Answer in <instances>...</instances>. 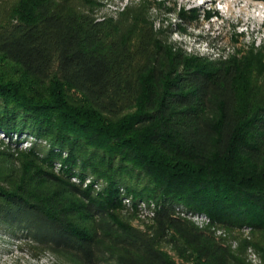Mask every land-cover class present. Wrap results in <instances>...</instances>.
<instances>
[{"label": "trees", "instance_id": "1", "mask_svg": "<svg viewBox=\"0 0 264 264\" xmlns=\"http://www.w3.org/2000/svg\"><path fill=\"white\" fill-rule=\"evenodd\" d=\"M73 2L0 0V129L46 142L0 150V224L80 264L264 254V54L190 57L154 32L147 0L117 22ZM90 175L106 187L71 181ZM124 196L146 205L141 225ZM244 225L254 240L237 250L213 228Z\"/></svg>", "mask_w": 264, "mask_h": 264}, {"label": "rangeland", "instance_id": "2", "mask_svg": "<svg viewBox=\"0 0 264 264\" xmlns=\"http://www.w3.org/2000/svg\"><path fill=\"white\" fill-rule=\"evenodd\" d=\"M144 1L96 0L87 5L85 2L72 0L75 7L77 3L82 11L103 22H117L129 8L140 6ZM147 1L150 4L146 17L154 32L174 50L213 62L227 61L234 56H242L249 50L261 51L264 54V3L259 2L261 5H258L252 0ZM33 143L43 145L46 142L26 132L5 133L0 129V150L9 154L17 156L20 150L30 149ZM42 153L41 156H45V153ZM67 156L68 153H63L64 158ZM63 166V162L58 160L53 164V171L58 173ZM91 177L87 176L82 181L75 176L71 177V181L83 188L94 187L95 192L106 187V181L99 178L94 180ZM124 197V214L134 216L132 222L141 225L147 220L140 207L142 204L135 205L132 202L126 206L128 199L127 196ZM188 218L200 227L210 223L208 216L203 213H190ZM213 228L219 236L226 238L234 250L239 248L241 240H254L252 228L247 225L239 231H229L219 226ZM21 233L12 232L7 226L0 224V264H80L68 255L50 250L37 251ZM243 255L250 264H264L263 252L252 243L246 245Z\"/></svg>", "mask_w": 264, "mask_h": 264}, {"label": "built area", "instance_id": "3", "mask_svg": "<svg viewBox=\"0 0 264 264\" xmlns=\"http://www.w3.org/2000/svg\"><path fill=\"white\" fill-rule=\"evenodd\" d=\"M252 1L258 3V5H261L259 2L264 3L263 1H257V0H252ZM262 24H263V23H262ZM240 32H241V31H240ZM127 199H128V198H127ZM126 203L130 205L131 201L128 199V200L126 201ZM142 206H143V207H142ZM142 206H140V207H141L142 210L145 212V213H143V216L145 217V216L149 215V213L146 211V210H147L146 205H145V204H142Z\"/></svg>", "mask_w": 264, "mask_h": 264}]
</instances>
